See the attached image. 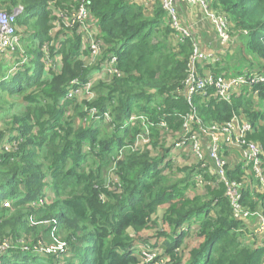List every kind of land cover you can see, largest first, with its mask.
I'll use <instances>...</instances> for the list:
<instances>
[{
    "label": "trees",
    "instance_id": "trees-1",
    "mask_svg": "<svg viewBox=\"0 0 264 264\" xmlns=\"http://www.w3.org/2000/svg\"><path fill=\"white\" fill-rule=\"evenodd\" d=\"M88 1L103 44L93 65L83 63L89 52L82 50L76 25L65 38L49 37L56 17L48 0H0L6 13L21 7L15 23L21 29L19 48L13 51L20 57L8 70L0 62V118L8 111L2 94L14 99L4 102L14 108L6 139L12 149L2 145L5 132L0 130V239L10 243L0 264H137L136 249L144 241L140 230L161 206L159 226L165 229L157 230L149 245L157 247L158 257L168 256L164 264H264V242H243L246 226L233 215L225 194L224 181L240 182L249 166L227 162L225 180L217 181L218 172L198 163L173 164L175 158L184 159L175 146L180 138L160 146L155 139L153 156L149 150L159 127L181 133L190 116L198 119L190 122L198 130L235 115L250 122L246 139L258 142L264 152V80L242 86L229 100L214 98L212 89L187 98L181 89L194 39L173 42L178 33L160 0L151 14L130 0ZM77 2L55 0L54 6L69 14ZM209 6L225 14L229 34L238 38L231 57H223L227 63H210L211 72L264 75V0H209ZM51 40H58L59 47ZM20 42L21 53L16 51ZM45 43L51 58L60 54L59 71L41 61ZM111 56L116 72L96 75L84 89L92 96L80 98L74 92L67 97ZM196 176L207 185L202 193L188 195L189 186L199 187ZM240 191V204L258 206L264 214V193L255 194L254 201L248 185ZM41 222L45 225L38 228ZM56 242L65 243L64 252L35 249Z\"/></svg>",
    "mask_w": 264,
    "mask_h": 264
},
{
    "label": "built area",
    "instance_id": "built-area-1",
    "mask_svg": "<svg viewBox=\"0 0 264 264\" xmlns=\"http://www.w3.org/2000/svg\"><path fill=\"white\" fill-rule=\"evenodd\" d=\"M178 1H187L201 8L206 18L212 23L223 50H227L233 44L234 40L233 36L229 34L227 17L225 14L210 8L209 0H160L171 27H173L180 36L179 40H183L185 37H192V32L188 26L181 25L179 21L176 9V3ZM54 3L55 0H48L52 15L56 17L55 20L52 21V27L48 33L49 37H54L56 34H59L60 37L65 38L71 34V27L76 25L77 32L81 35L82 50L89 52L86 57H89L90 61L100 57L103 44L97 37L98 35L94 33L91 37H87L86 34L88 32V20L90 17H93L88 6L89 1L78 0L76 7L73 8L69 14H62L59 12L55 8ZM20 11L21 7L13 9L10 13L0 10V53L13 52L19 47V30L15 23L16 17ZM54 43L55 45H59L58 41ZM193 44L192 52L189 55L188 74L184 80V86H186L184 87V92L187 98H190L192 94L197 92L206 94L208 89H212L211 94L214 98L229 100L231 95L237 93L242 86H250L253 83L264 80V75L254 70L244 71L238 75L229 77L214 75L211 71L200 74L195 66H193V61L199 60V62L204 63L217 62L220 59L221 53L217 52L219 54L217 55V53L213 52H203L198 46V43L194 41ZM43 46L44 53L41 61L45 68L49 66L54 67L55 60L51 58L48 52L47 43ZM192 55L194 58H192ZM115 60L116 57L111 56L97 73L112 76V74L116 72L114 69ZM99 74L94 73L91 80L87 81L81 89H77V91L69 90L67 97L70 98L74 92L90 88L96 75ZM106 117L109 116L106 115ZM192 118L199 123L196 117H189V122L185 124L184 130L181 132L182 136L175 143L176 147L182 151L187 150L190 156L195 160V163L201 166L204 164L206 166L207 162H210L214 171L220 174L222 180H225L223 178V169L227 162L221 152L224 150L225 146H232L239 151L238 162L241 161L244 166L251 167L256 176L264 182L263 147L258 142L246 139L247 134L252 131L251 124L247 119L233 115L229 122L222 125L213 123L208 126H199L198 130H193L190 125V122L193 120ZM232 122L236 124L235 127ZM203 182L201 176H196V186H202ZM224 182L226 183L225 193L230 200L233 215L241 220L256 216L259 219L260 228L264 229V214L262 211L257 208L250 209L240 204V192L238 190L240 183L236 185L237 182L234 181ZM227 184H229L228 187ZM5 203L7 204L8 202ZM9 246L10 243L8 239H0V255L3 254ZM65 246L64 242H56L54 244L39 243L35 249L42 253H53L57 252V250L64 252ZM136 252L141 260L143 256H145V261H151L152 264H164L166 261L164 256L158 257L160 255L159 251L154 252L151 246L146 243L138 244Z\"/></svg>",
    "mask_w": 264,
    "mask_h": 264
},
{
    "label": "crops",
    "instance_id": "crops-1",
    "mask_svg": "<svg viewBox=\"0 0 264 264\" xmlns=\"http://www.w3.org/2000/svg\"><path fill=\"white\" fill-rule=\"evenodd\" d=\"M133 3H137L141 5L145 12L148 14L152 13L153 6L155 5V0H130ZM176 9L179 16V21L181 25L188 26L191 29V36L193 37L194 41L198 43V46L203 52L207 53H221L225 54L227 50H223L221 47L220 41L218 39V36L216 34V31L212 25V23L206 18L205 14L202 12L201 8L199 6L193 5L187 1H178L176 3ZM96 19V18H95ZM94 17H90L88 20V32L87 37H91L96 33L99 37V26L97 23V20H95ZM19 38L21 37V29H19ZM60 35L58 34V38ZM54 38V37H51ZM58 41V40H57ZM51 43L55 45L53 40H51ZM22 42H20V50H16L21 53L23 51L22 49ZM56 47H59V45H55ZM19 48V47H18ZM17 48V49H18ZM215 51V52H214ZM88 54H84L82 56L83 63H86V65H89V57H86ZM217 55H219L217 53ZM20 55H15L13 52L8 53H0V62L7 63V70L12 66L13 60L19 58ZM54 60L56 59L55 66L57 71L60 70V62L59 58L56 57V54L53 55ZM11 69V68H10ZM200 72V71H199ZM96 74H99L95 72ZM233 126L235 127L236 124L232 122ZM206 143V142H205ZM224 154V158L226 162H229L230 165L235 164L239 160V151L238 149L229 146L224 147V150L222 151ZM187 150H183L180 152V158H185L189 156L188 158L191 160L190 153ZM189 160V161H190ZM193 162L195 163V160L193 159ZM183 162L180 161V164ZM184 164L189 165V163L184 162ZM210 168V167H208ZM249 173H246L245 176L242 177V185H248L251 190V200L256 201L257 197L255 194H262L264 193V182L255 175V172L252 170L251 167H248ZM250 175L253 178V181H250L249 177ZM205 182V181H204ZM206 184V183H205ZM257 209L261 210L257 206ZM263 213V211H262ZM243 223L246 226L247 234H248V240H252V242H255L254 245H261L264 242V229L260 228V222L259 219L256 216L246 218L242 220ZM249 230V231H248ZM129 232V231H128ZM256 232V233H255ZM130 234H134V232H129ZM145 233V232H144ZM164 259L167 262L168 256H164Z\"/></svg>",
    "mask_w": 264,
    "mask_h": 264
},
{
    "label": "rangeland",
    "instance_id": "rangeland-1",
    "mask_svg": "<svg viewBox=\"0 0 264 264\" xmlns=\"http://www.w3.org/2000/svg\"><path fill=\"white\" fill-rule=\"evenodd\" d=\"M180 38V36H179V34H177L176 35V37H175V40H173V42L175 43V42H177V40ZM35 40V39H34ZM233 44L227 49V52L225 53V55L226 54H228L229 56L230 55H232V53H233V51H235L236 50V48H237V45H238V38H237V35H235V36H233ZM194 42V41H193ZM195 44V43H194ZM193 44V45H194ZM56 57H58L59 58V62H60V54L59 53H57L56 54ZM224 57V54H220V59L217 61V62H213V63H219V65H223V64H226L227 62H226V60L223 58ZM231 57V56H230ZM192 58H194L193 57V55H192ZM97 60V59H96ZM96 60H91L90 61V59H89V65H93V64H96ZM55 62H56V59H55ZM199 60L197 61V60H194L193 61V66H195V68H196V70L200 73V74H203V73H206L207 71H211L210 70V63L211 62H209V63H204V62H199ZM85 65H86V63H84ZM192 66V67H193ZM61 67V66H60ZM54 69H55V71H57V69H56V67H54ZM98 72V71H97ZM100 75V74H99ZM184 87H186V86H184ZM181 90H183V91H185L184 90V88L183 89H181ZM184 94H185V92H184ZM3 95V98H6V100H2L1 102H2V104L3 105H5L6 107H4L5 109H7L8 111L6 112V115H2V118H0V130L1 131H3V132H5V137H4V141L2 142V145L6 148V149H12V144H11V142H9L8 140H6V139H8V130L10 129V127H9V124H10V118L8 117V115H9V113L14 109V108H10V107H8L7 105L9 104V103H11V102H13L14 101V99L12 98V97H10V96H8V95H6V94H2ZM93 95V93L92 92H85V90H80L79 91V93H78V97H80V98H83V97H88V96H92ZM4 102H9V103H4ZM244 118V117H243ZM187 123V121L182 125V127H181V129L185 126V124ZM143 127V126H142ZM159 133H157L156 134V136L154 135V136H152L151 137V147H150V152H151V155L153 156L154 155V153H155V150H156V148L155 147H153L154 145H153V141L156 139V141L158 142H160L159 143V146L161 145V143L163 144V143H166L167 145H169L170 144V142H173V141H176V140H178L182 135H181V133H180V130L178 129V130H171V129H169V130H161L160 129V127H159ZM163 134H167V138H164V136H163ZM144 146H146V145H144ZM159 146H157V149H160L159 148ZM189 154V153H188ZM189 156H187V157H185L184 159H182V162H188L189 163V158H188ZM190 161H192L193 162V158H192V156H191V160ZM194 163V162H193ZM192 163V164H193ZM173 164L174 165H179L180 166V160H179V158H175V162H173ZM189 165H190V163H189ZM203 168H204V170L205 169H207L208 170V172L210 171V173H212L213 171H214V169H213V167L211 166L210 168H208V166H205V164L202 166ZM179 174H180V172L179 173H175L174 174V178L175 177H178L179 176ZM213 174V173H212ZM112 175L113 174H110V178L112 177ZM256 175V174H255ZM112 179V178H111ZM202 180L203 181H205V182H203V184H205L206 183V185H207V182H206V180L202 177ZM221 180V176H220V174H218L217 175V181H220ZM208 181V184H210V185H215L216 184V181L213 183L212 181H210V180H207ZM240 183V185H239V187H238V190H239V192H241L240 191V188L243 186L242 185V180L240 181V182H237L236 183V185L237 184H239ZM228 185L229 184H227V187H228ZM205 186V185H204ZM204 186H202V187H195L194 186V184L193 185H191V186H189V189H190V191L192 192H190V191H188L187 192V194L188 195H192L193 193H202L203 191H204ZM215 186H217V185H215ZM195 187V188H194ZM226 194V193H225ZM47 195H48V198H52V194L48 191L47 192ZM48 201H49V199H48ZM242 205V204H241ZM242 206H246V205H242ZM164 208L165 207H163V206H161V207H159L158 208V211L156 212V215H154L152 218H154L152 221H150L149 223H148V226L146 227V228H144V229H142V230H140V232H142V234H141V239H143L144 241H143V243H146V244H149L150 242H152V240H153V238L151 237V236H153L154 235V233L157 231V230H161L162 228L163 229H165V226H159V223H161V219H162V217H161V214H162V212L164 211ZM156 217H158L159 218V220L160 221H158L157 219H156ZM236 218V217H235ZM199 219V218H198ZM243 222V221H242ZM153 223V224H152ZM43 225H45V223H43V222H41V223H39V226H38V228H41V226H43ZM164 231H166V230H164ZM249 231V230H248ZM129 232H132L133 233V230L132 229H129ZM145 232V233H144ZM159 232V231H158ZM167 232V231H166ZM256 233V232H255ZM36 234V233H35ZM246 238V239H245ZM243 242H245L246 244H251L250 242H252V240H248V234L247 233H245L244 234V237H243ZM152 249H153V251L154 252H157V247H151ZM146 260V257L145 256H143V258H142V260L140 259V261L137 263V264H152V262L151 261H145Z\"/></svg>",
    "mask_w": 264,
    "mask_h": 264
}]
</instances>
